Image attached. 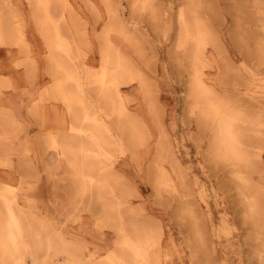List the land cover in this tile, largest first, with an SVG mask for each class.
Segmentation results:
<instances>
[{
  "label": "rangeland",
  "instance_id": "obj_1",
  "mask_svg": "<svg viewBox=\"0 0 264 264\" xmlns=\"http://www.w3.org/2000/svg\"><path fill=\"white\" fill-rule=\"evenodd\" d=\"M0 16V92L54 81L70 126L48 144L54 190L110 240L74 246L0 186L1 245L19 246L0 264H264V0H0ZM221 124L236 158L214 148Z\"/></svg>",
  "mask_w": 264,
  "mask_h": 264
},
{
  "label": "crops",
  "instance_id": "obj_2",
  "mask_svg": "<svg viewBox=\"0 0 264 264\" xmlns=\"http://www.w3.org/2000/svg\"><path fill=\"white\" fill-rule=\"evenodd\" d=\"M18 83L0 92V186L18 191V205L32 214L59 216L61 234L74 246L89 252L108 248L109 233L95 232L91 218L81 215L77 222H67L65 195L54 190L53 183H58L65 191L61 181L67 176L53 179L52 166L61 167L62 162L54 159L48 144L52 137L62 140L70 130L65 107L52 101L54 81Z\"/></svg>",
  "mask_w": 264,
  "mask_h": 264
},
{
  "label": "bare ground",
  "instance_id": "obj_3",
  "mask_svg": "<svg viewBox=\"0 0 264 264\" xmlns=\"http://www.w3.org/2000/svg\"><path fill=\"white\" fill-rule=\"evenodd\" d=\"M1 17V16H0ZM2 20V19H1ZM200 42V41H199ZM203 42V41H202ZM203 44V43H202ZM201 45V44H200ZM202 46V45H201ZM199 49V48H198ZM200 49H201V47H200ZM197 55V54H196ZM107 69V68H106ZM106 73V72H105ZM108 75V74H107ZM105 76V75H104ZM199 82V81H198ZM195 84H196V82H195ZM197 85V84H196ZM198 86H201V84H199ZM198 90L200 91V90H202L201 89V87H196V89H195V92L197 91V93H198ZM202 91H204V90H202ZM202 91H201V95H202ZM206 91V90H205ZM204 91V92H205ZM203 92V94H206V92L204 93ZM200 93V92H199ZM195 95H197V94H195ZM207 95V94H206ZM203 97V96H202ZM205 97V96H204ZM211 106V105H210ZM214 112V111H213ZM221 116V115H220ZM228 118H230V117H228ZM229 120V119H228ZM219 127V126H218ZM231 133V128L229 127V125H225V124H221V127H220V130H219V132L217 133V135L215 136V143L217 144V146H215L214 148H216V147H221V148H223V149H225L226 150V154L229 152V156L230 157H234V158H236V157H238L239 156V151L234 147V149H236L237 151H234V149H233V145H232V135L230 134ZM234 139V138H233ZM214 143V144H215ZM219 145V146H218ZM221 148H220V150H221ZM222 149V150H223ZM224 151V150H223ZM231 151H232V153H231ZM225 153V152H224ZM230 153L232 154V155H230ZM3 191V190H2ZM1 193V192H0ZM7 197V196H6ZM5 197V198H6ZM4 198V199H5ZM5 201V200H4ZM2 203H3V201H2ZM4 207V206H3ZM7 210H8V208H7ZM4 211V210H3ZM11 211V210H10ZM5 212V211H4ZM12 212V211H11ZM7 216V215H6ZM18 218V217H17ZM5 219V218H4ZM7 219V218H6ZM6 221V220H5ZM8 221V220H7ZM6 221V222H7ZM17 222V221H16ZM14 220H11V221H9V222H7V223H9L8 225H7V227L5 228V224H4V226H3V228L6 230V234H5V240L7 239V240H9V241H13V235H12V230L14 231V229H17V223H16ZM19 226V225H18ZM5 232V231H4ZM17 232H19V231H17ZM14 234H16V233H14ZM18 234V233H17ZM1 236V235H0ZM4 239V238H3ZM15 239V238H14ZM4 240V241H5ZM11 241V242H12ZM11 242H8V243H10L9 245H11L12 243ZM15 243H17V242H14V244ZM37 242L35 241V248H38V249H40V247L39 246H41L42 247V245H39V244H36ZM13 244V245H14ZM16 245H18V244H16ZM2 246H6V248H1ZM13 247V246H12ZM11 247V248H12ZM15 247V246H14ZM13 247V248H14ZM19 247V246H18ZM18 247H16V248H18ZM16 248H14V249H9L8 247H7V245H6V243H5V245H4V243L2 242V245H1V241H0V251H1V253H2V255L0 256L1 258L3 257V258H5V260H10L11 258H12V256H15L16 255V252H17V250H16ZM3 258L2 259H0V261L1 260H3ZM14 258V257H13Z\"/></svg>",
  "mask_w": 264,
  "mask_h": 264
}]
</instances>
